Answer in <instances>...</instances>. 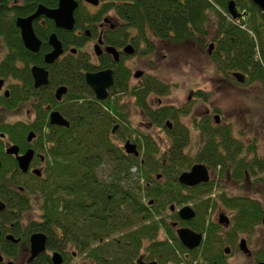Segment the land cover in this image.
Wrapping results in <instances>:
<instances>
[{
	"label": "trees",
	"instance_id": "16d2710c",
	"mask_svg": "<svg viewBox=\"0 0 264 264\" xmlns=\"http://www.w3.org/2000/svg\"><path fill=\"white\" fill-rule=\"evenodd\" d=\"M100 1L102 5L97 12H90L82 4L76 10L75 29L81 27L82 34L57 29L52 20L46 25H35L37 34L44 40L56 32L66 48L75 46L78 50L50 68L48 86L34 89L31 74H21L14 63L9 62L6 69L0 68L4 75L26 77L28 93L23 100L32 96L41 98V102L35 103L37 119L28 126H21L24 133L20 136L26 138L27 131L35 129L39 133L35 145L38 142L37 147L45 151V173L43 176L32 175L27 191L40 198V206L45 210L46 229L54 234L57 231L53 226L65 227L63 232L70 241H85L88 239H84L85 235H92L93 240L107 237L108 245L99 247L96 258L132 259L146 250L151 253L148 257H156L160 263L166 264L169 257L179 256L174 247L176 242L180 243L176 226L184 224L178 212H172V205L177 208L191 203L198 217L204 212L201 213L203 219L216 205L233 209L239 229L261 222L263 204L258 199L223 192L213 194L220 186L214 179L195 187L186 186L179 180L180 175L197 162L207 165L215 174L225 175L236 182H247L264 170V156L259 153L257 141L245 145L241 137L234 135L232 125L220 124L205 116L198 127L203 144L194 155H190L187 151L190 133L178 116L189 114L191 107L165 105L154 108L149 100L152 92L168 95L170 84L153 75L146 76L141 83H131L130 70L120 64L112 93L107 99L98 100L86 83L85 74L110 65L104 61L95 64L81 48L87 38V23L92 25L106 13H112L126 23L124 34L115 35L117 39L137 33L141 39L150 40L154 35L172 44L201 42V35H208L211 14H215L221 42L213 54L214 60L227 68H239L245 72L253 70L250 73L254 78L264 81V12L257 10L254 4L251 7L241 5L253 18L247 23L242 21L243 28L235 24L228 13L230 0ZM3 2L0 34L12 45L17 41L16 16L31 14L34 9L29 7L12 14L6 1ZM41 3L55 7L58 0H41ZM42 49H50L47 42ZM29 60V64L39 62ZM253 62L257 63L254 69L251 67ZM60 85L68 86L62 101H58L54 94ZM124 97L133 99L149 121L164 128L169 139L166 149L150 132L133 125ZM49 105L68 119L69 126L50 124L46 108ZM169 118L176 120L173 130L165 126ZM130 140L137 144L138 156L125 150V144ZM4 172L0 171L3 179ZM86 202L92 203L90 209ZM205 223L203 220L192 223V226L197 228ZM215 230L212 235H216ZM211 239L221 246L228 241L217 236ZM179 251L182 253L183 249ZM110 264L116 263L110 261Z\"/></svg>",
	"mask_w": 264,
	"mask_h": 264
},
{
	"label": "flooded vegetation",
	"instance_id": "af4514ba",
	"mask_svg": "<svg viewBox=\"0 0 264 264\" xmlns=\"http://www.w3.org/2000/svg\"><path fill=\"white\" fill-rule=\"evenodd\" d=\"M3 1H6L7 8H9V11L12 14H15L17 10H25L29 7H32V9L34 10L31 14H27V15L20 14L16 16L15 35L17 37V41H14L12 45H10L11 43L9 42L7 43L5 37L0 34V38L5 47L0 52V68L6 69L9 67V62L14 63L18 72H20L21 74H31L34 89L41 90L43 89V87H46L50 84V68L54 67L59 60H61L63 57L67 56L68 54L70 53L76 54L78 50L75 48V46L66 48V46L63 44L62 40L59 38L56 32H52L47 41L44 40L39 34H37L35 27L36 24L46 25L48 20L54 21V19L48 18L45 15H40L39 17L33 20L32 23L33 29L37 37L40 39L41 45H40V49L36 52L30 50L29 48H27L23 40L22 31L21 28L17 25V21L19 17L31 16L43 3H41V0H0L1 8L4 7ZM77 1L79 2L78 8L82 4L90 12H95L102 5L101 1L99 2L98 5H94L90 2H87L86 0H77ZM231 1H234L235 3L236 9L238 11V16L233 17L230 12L228 13L231 19L235 22V24L243 28L245 27L241 24V22L245 20V22L247 23L249 19L252 20L253 18H251L249 14L247 15V12H249L248 9L246 7L242 8L241 5L244 4L246 6L248 5L249 7H251L252 4H254L257 7V10H261L262 12H264V10L259 5H257L254 0H230L229 4L231 3ZM58 6H59V0L57 6L49 7V8H57ZM228 11H229V5H228ZM54 23L55 26L57 27L55 21ZM75 25H76V18H75L74 28L72 30H66L58 27L57 29H62L67 32L73 31L76 34H82L83 33L82 28L77 27L75 29ZM88 25L89 24L87 23V28H86L87 30L85 32L87 38L81 50L86 51L90 59L95 64L99 65L101 64V61H104L105 64H108L110 66H108L107 68H98L94 71H87V72H100L111 69L113 72L114 84H115V76L117 75L116 74L117 70L119 69L120 72V68H119L120 64H124L130 70L129 81L131 83L134 84L141 83L143 81V78H145L146 76H150V75L156 76L152 70L149 69L147 70L144 68L135 69L131 65L130 61L132 59V56L133 58L136 55L144 58L150 56L152 53H154L157 50L158 41L166 42V43L169 42L155 38L154 35L151 36L152 39L149 38L150 40L141 39V37H138L137 33L132 37L127 38L124 36H120V38L117 39L115 35L117 33L124 34L123 31L126 26V23L125 21H123L122 19H120L119 17L115 16L112 13H106L101 17V19L95 21L90 26ZM53 33H56L59 40L61 41L63 47V53L59 57H57L53 62L49 63L46 61V56L52 53V51L54 50V47L50 43V37ZM252 35L256 40L257 39L256 35L254 33H252ZM200 38H201V42L199 44L202 47L207 48L209 57H213V54L214 52H216L219 42H221L218 27H217V31L213 34V37L209 40V42L207 40L209 38V28H208V35L202 34ZM263 38H264V33H263ZM46 42L50 46L49 50L42 49ZM152 42L154 45H151ZM194 42H198V41H194ZM152 46L154 48H152ZM111 47L115 48V51L117 52L118 56H116L114 53L109 51L108 48ZM71 48H73V51L70 50ZM91 48L94 51H92ZM128 48L132 50L131 53L127 51ZM14 52L16 53L15 55H13ZM26 57L28 60L26 59ZM29 59L39 62H31L29 64L30 62ZM255 64L257 66V63L255 62L251 64V67L253 69ZM36 66L40 68H44L48 72V81L46 82V84H41L39 86H36V81L33 74V68ZM229 69H231L230 73L232 74L231 76L234 78H236L234 76L235 72H240L245 75V80L243 82L239 81L236 78L240 83H245V82L252 83L254 81L255 82L261 81L264 84L263 80L254 78L252 73H250L253 70H248V72H245L244 70H241L239 68H229ZM4 74L5 72L2 73V71H0V171L3 170L5 171L4 172L5 179L0 177V264H100V263L110 264V261H115L116 264H147L151 262H155L156 264H162V262L160 263L156 257L155 258L148 257L151 255V253L149 251L146 252V250L141 251V253L137 257H134L132 259H128L125 257L111 258V259L109 257L96 258L95 255L97 252H99L98 251L99 247L108 245L109 240H107V237L104 240L103 238H100L98 240H93L92 235H89L88 237L87 235H85L83 236L84 239L88 238L85 241L84 240L80 241L77 239L70 241L67 239V235L63 232V229L65 227L53 226L52 228L57 231V233L54 234L46 229L47 227L45 225V218H44L45 210L41 208L42 205L40 206V198L36 195H31L27 191L28 190L27 186L29 184L31 176L32 175L43 176L45 173V169L47 167L45 151L42 150L43 148L39 149L37 147L38 142L35 145V141L38 139V135H39L38 131H36L35 129H31L27 131L26 138H24V136H20L21 133H24V131L20 127L23 125L28 126L29 123L37 119L38 112L35 107V103L41 102V98L38 99L32 96L31 99L23 100V98L26 96L25 94L28 93V85H27L28 81L26 80V77L14 76L13 74H7V75ZM85 80H86V75H85ZM164 82L171 85L170 82H166V81ZM114 84L109 89V95L113 91ZM64 88L65 90L64 92H62L61 98L57 97L58 90ZM67 92H68L67 85H60L54 90V94L58 101H62ZM202 92L199 91V93ZM93 93L96 97L94 91ZM165 96L167 95L166 94L156 95V93L152 92L149 100L153 104L154 108L156 107L158 108L160 106L167 105V104H160L162 102L161 99ZM32 101H34V105H32ZM172 106L178 108L183 107L176 105H172ZM24 108L29 112L30 117H25V118L17 117L14 119H9L4 115V113L11 114V112L13 111L19 113ZM46 108L49 111V121L52 112L55 111L60 112L58 109L52 108L51 105L46 106ZM137 108L140 110L142 117H144V120H146L145 125H148L149 123L150 129L156 127L160 129L162 132L163 131L165 132L164 128L154 125L152 121H149L146 113H144V111L140 107L137 106ZM205 116L211 117V112L206 113L200 117L194 116L192 119L194 128L196 131H198L200 137H202V133L198 127L199 125L202 124ZM178 117L181 120L183 115L179 114ZM64 118L67 119L65 116ZM211 118L215 120L217 123L231 125V123L222 122L223 121L222 117L219 115H214ZM182 123L184 124L183 121ZM50 124L55 125L52 124L51 121ZM133 125L142 131H146L145 128L140 127V125H135L134 123ZM175 125H176L175 119L169 118L165 122V126L167 127L168 130L175 129ZM184 126L188 128L191 137L192 134L190 127L187 124H184ZM118 127L119 125L116 126V129ZM116 129L114 128L113 132H115ZM203 141L204 140L202 137V144ZM15 149L17 150L16 152L13 151ZM30 151L32 152V154L29 158L27 169L25 170L21 165L20 158L26 156ZM195 164H199V163L196 162ZM195 164H193L191 168ZM209 172L212 171L209 169ZM210 180L211 179H209V181ZM209 181L198 183L191 186L190 185H186V186L195 187L200 184L208 183ZM232 182H236V181H232ZM34 198H37L38 201L37 208L33 207L32 204ZM41 201H43L42 198ZM91 204H92L91 202H86V206H88L89 209L91 207ZM180 209L178 210L177 208H175L174 205H172V212L173 211L178 212L179 217L181 218L179 213ZM193 210L195 213L192 218L190 219L181 218V220L184 221V224L181 226H176L177 227L176 232L179 237L178 234L179 228H190L195 233L201 234L202 240L198 245H194L193 247H191L189 245H185L179 237L180 243L176 242L174 244V247H176V252L179 254V256L169 257L166 264H244V262L237 263V257H235L236 251H240L248 255L247 256L248 260L245 264H264V248L257 250L255 249L251 250L249 248V244L251 243L250 241H254V238H256L257 236L255 231H257L258 227H260L261 225L262 228H264V204H263V216L261 222L253 224L252 226L250 225L243 229H239L237 227L235 210L233 209L225 208L224 209L225 212L222 214L220 213L218 218H215L214 215H212L215 209H209L207 211V215L205 216V219H203L204 215L201 214L204 213L203 211L198 214L199 215L198 217L196 210L194 208ZM227 213H229L230 216ZM203 220H206L205 226L204 225L201 226L200 224H199L200 226H197V228L196 227L194 228L192 226V223L194 225L195 222L200 223V221ZM213 229H216L215 230L216 235H212ZM209 232L211 233L210 236H209ZM36 234H43L45 235L46 238H45V247L42 250L40 249L38 253L34 254L32 249V237L33 235ZM216 236L222 237L224 240H228V241L221 246L213 239H211V237L216 238ZM179 249H183L182 253L179 251ZM127 253H130V251L127 250ZM221 253L223 254L222 256ZM100 260L102 261L105 260L106 262H101ZM119 260H121L122 263H118Z\"/></svg>",
	"mask_w": 264,
	"mask_h": 264
},
{
	"label": "rangeland",
	"instance_id": "374dc122",
	"mask_svg": "<svg viewBox=\"0 0 264 264\" xmlns=\"http://www.w3.org/2000/svg\"><path fill=\"white\" fill-rule=\"evenodd\" d=\"M216 20L215 14H211L208 42L217 31ZM199 43L170 44L158 41L154 53L147 58L132 56L130 63L135 69L152 70L157 77L171 83L170 93L161 99L160 104L184 106L182 107L184 109L192 108L191 113L183 115L181 119L191 129L192 136L187 149L190 155H194L202 144V137L195 130L192 119L194 116L200 117L211 112V117L219 115L222 117V122L231 123L234 135L241 137L245 145L257 141L259 153L264 156V84L261 81L240 83L231 76V69L215 61L214 57H209L207 48ZM4 48L0 38V52ZM199 91L203 92L199 93ZM124 102L131 121L152 133L158 143L166 149L169 139L165 132L156 127L150 129L149 123L145 125L146 120L133 99L124 97ZM4 115L9 119L30 117L25 108L19 113L13 111ZM210 174V179L217 180L220 185L214 189L213 194L223 192L231 196L247 195L264 204V170L250 177L247 180L249 182H232L233 180L225 175L213 172ZM32 204L33 207H38L37 198H34ZM181 207L177 206V209ZM216 207L212 213L215 218H218L220 213H224L225 208L228 209L224 206L216 205ZM227 214L230 216L229 213ZM255 233L257 236L254 241H250L249 248L251 250L264 248L262 225ZM235 253L237 263L247 262V254L240 251Z\"/></svg>",
	"mask_w": 264,
	"mask_h": 264
},
{
	"label": "water",
	"instance_id": "95a60500",
	"mask_svg": "<svg viewBox=\"0 0 264 264\" xmlns=\"http://www.w3.org/2000/svg\"><path fill=\"white\" fill-rule=\"evenodd\" d=\"M94 5H98L100 0H86ZM257 5H259L264 10V0H254ZM79 2L77 0H59V6L57 8H49L44 4H41L39 8L29 17H19L17 25L21 28L23 40L30 50L36 52L40 49L41 41L37 37L33 29V20L40 15H45L48 18L54 19L58 28H63L66 30H72L75 23V11L78 9ZM229 12L233 17L238 16V11L236 9L234 1L229 4ZM50 43L54 47L52 53L46 56V61L51 63L57 57L63 53L62 43L59 40L56 33H53L50 37ZM110 52L118 56L114 47L108 48ZM129 53L132 52L130 48L127 50ZM100 52V51H99ZM33 74L36 81V86L41 84H46L48 81V72L44 68L34 67ZM86 81L88 85L93 89L96 97L99 100H105L109 96V89L114 84L113 72L111 69L100 71V72H87ZM234 76L241 82L245 80V75L240 72H235ZM64 89H59L57 92V97L61 98ZM50 121L52 124L60 126H69V121L64 118L60 112H52L50 116ZM127 153H133L136 156L140 154V150L135 142L128 141L125 145ZM12 151V150H11ZM16 152L17 150H13ZM32 152L24 157L20 158L21 165L23 169H27L29 158ZM24 158V159H23ZM210 172L209 168L202 163L195 164L189 171H185L180 175V182L185 185H195L198 183L209 181ZM180 216L183 219H190L194 216V210L190 205H185L180 209ZM225 217V216H224ZM178 234L181 241L185 245L193 247L198 245L202 240V235L195 233L190 228H179ZM45 235L36 234L32 237V249L33 253L36 254L40 249L45 247ZM147 264H156L155 262Z\"/></svg>",
	"mask_w": 264,
	"mask_h": 264
},
{
	"label": "bare ground",
	"instance_id": "6f19581e",
	"mask_svg": "<svg viewBox=\"0 0 264 264\" xmlns=\"http://www.w3.org/2000/svg\"><path fill=\"white\" fill-rule=\"evenodd\" d=\"M153 202V201H152Z\"/></svg>",
	"mask_w": 264,
	"mask_h": 264
}]
</instances>
